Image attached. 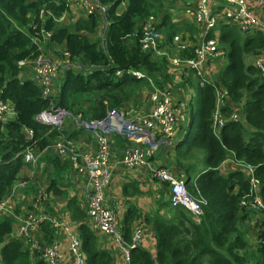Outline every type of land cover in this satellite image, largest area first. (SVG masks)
Returning <instances> with one entry per match:
<instances>
[{
    "label": "trees",
    "instance_id": "obj_1",
    "mask_svg": "<svg viewBox=\"0 0 264 264\" xmlns=\"http://www.w3.org/2000/svg\"><path fill=\"white\" fill-rule=\"evenodd\" d=\"M98 1L106 7L105 16L69 9L68 0H0V89L2 99L14 110L12 117L0 121V201L27 166L25 149L41 151L59 136L56 128L35 120L49 107V99L43 98L41 87L32 78L31 65L19 67L18 61H31L41 52L50 51L62 57V50L73 64L94 66L89 70L72 66L56 78L60 81L55 86V105L81 118L102 117L108 108L126 112L147 107L142 92L151 91L153 85L161 87L155 72L166 57L141 49L145 20L154 15L156 29L168 48H176V35L187 43L179 53L181 58L195 56L198 36L204 41L215 38L225 51V64L213 80L202 79L194 69H186L177 84L170 75L163 76L165 89L177 95L179 89L194 93L195 102L191 98L187 102L184 135L172 144L170 166L184 177L191 196L202 201L201 215L197 220L188 209L171 206L169 184L156 179L163 200L159 206L167 211L161 213L158 208L143 213L132 200L144 194L140 181H125L121 193L126 210L119 222L120 236L128 245L135 227L149 225L156 249L153 254L142 245L130 248L129 264H264V219L256 223L259 229L252 243L244 227L257 211L241 203L254 196L264 203V72L248 61L264 52V33L243 32L237 24L220 21L201 36L193 21L173 19L165 0ZM68 15H75L74 21L62 23ZM102 19H106L107 26L104 41L100 42V38L91 36ZM45 32L49 35L44 36ZM133 69L143 71L145 76L127 73ZM116 70L121 74L116 75ZM217 89L225 91L222 114L228 118L237 110L241 121L229 119L215 132L212 116ZM25 128L32 129V138L27 139ZM83 132L69 123L62 128V133L73 139ZM120 142L115 138L114 145ZM189 157L196 162L188 163ZM227 159L235 166L224 174L219 167ZM40 160L47 163L42 171L47 178L46 192L66 199L69 218L77 224L85 264H115L112 251L99 246L85 209L65 190L70 174L68 161L51 151ZM13 223L12 215L0 216V264H47L38 252L28 249L24 239L11 238ZM39 227L45 242L52 243L55 233L50 224L43 221Z\"/></svg>",
    "mask_w": 264,
    "mask_h": 264
},
{
    "label": "built area",
    "instance_id": "obj_2",
    "mask_svg": "<svg viewBox=\"0 0 264 264\" xmlns=\"http://www.w3.org/2000/svg\"><path fill=\"white\" fill-rule=\"evenodd\" d=\"M248 0H179L184 2L183 15L193 21L202 29L201 36L214 28L220 21L237 24L243 32L256 30L257 24L255 15L248 7ZM264 4V0H256ZM69 9L77 8L83 14L96 12L105 16L106 7L99 4L98 0H68ZM216 4V5H215ZM220 8V9H219ZM105 20V29L107 21ZM157 18L154 15L148 16L145 20L144 29L140 39L143 51L153 52L155 55L167 56L166 59L179 67L178 73L183 74L186 69H194L197 75L207 80L203 73V67L211 59L224 57L225 51L220 47L215 38L200 39L195 45V56L193 58H181L179 53L187 45L176 35L173 38L178 54L171 57L168 47L164 44L162 35L156 29ZM260 30V29H258ZM49 33L45 32L44 36ZM175 40V41H174ZM42 47V46H41ZM40 47V48H41ZM62 60L57 62L51 55L41 52L31 61L20 60L18 66L22 67L29 63L32 70V78L41 87L43 98L49 99V107L42 110L35 116V120L44 126L59 131V136L52 143L45 146L41 151L25 149L23 152L24 162L27 164L28 177H21L11 186L7 196L0 201V216L4 213L14 217L16 224L11 236L24 239L28 249L38 252L39 258L47 264H60V253L58 240L55 236L52 243H45L39 224L48 222L57 235L60 232L66 234L68 246L74 259V264H85V257L80 249V239L77 233L73 232L69 220L51 213L46 208L47 196L45 182L42 178V171L47 166L45 160H40L45 152L51 151L63 161L69 162V170H73L84 177L80 185L83 197L87 203L86 214L89 227L95 232H100L114 237L124 250L125 260L129 264V249L141 245L144 228L137 226L131 236V243L126 245L120 236L117 228L119 223L118 208L108 207L104 204L103 188L108 184L111 175L110 159L115 156L116 164L127 169H145L149 175L160 183H168L170 191L171 206H180L188 209L196 218L201 215L202 201L191 196L187 190L185 179L177 174L170 165L156 164L154 156L160 147H166L177 131V118L181 110L178 100L171 91L160 90L153 85V90L148 96V106L136 109L134 114L130 111L117 109H106L105 114L99 118H81L72 114L69 110L55 105L53 97L57 94L55 80L58 73H63L69 67H81L74 65L64 51ZM253 65L264 72V52L255 56ZM94 66H88V69ZM121 70L115 74L120 75ZM127 73L136 77L145 76L140 70H127ZM225 91H216V109L213 112V128L218 131L225 121H241L239 112H230L228 118L222 114L221 107L225 103ZM181 107V105H180ZM14 115L13 105L2 99L0 89V121ZM71 123L75 129H81L89 133L90 140L87 144L68 138L62 133V128ZM27 139L34 136L32 129H24ZM120 138L123 143L113 147V139ZM92 144V146H91ZM36 178V180H34ZM38 179V180H37ZM253 182V181H252ZM30 184H36V191H25ZM254 185V184H253ZM27 194V195H26ZM28 196V201L26 198ZM20 197L26 202L25 215H18L14 200ZM243 205H250L257 211L264 213V203L258 197L243 199ZM20 209V208H19ZM40 232L43 242H37L35 233Z\"/></svg>",
    "mask_w": 264,
    "mask_h": 264
},
{
    "label": "crops",
    "instance_id": "obj_3",
    "mask_svg": "<svg viewBox=\"0 0 264 264\" xmlns=\"http://www.w3.org/2000/svg\"><path fill=\"white\" fill-rule=\"evenodd\" d=\"M189 1H192V0H189ZM165 2H166V6H171L172 8L173 4L179 3V0H165ZM247 2H248V7L250 11L256 17V21H257V24L255 25L256 30L260 29L264 33V4L259 3L256 0H248ZM70 9L77 10V8L75 7L70 8ZM198 28H199L200 34H202L203 33L202 29L200 27ZM198 37H199L198 41H200L201 38L200 36ZM253 59H254L253 57L251 58L249 57L248 61L252 62ZM224 64H225L224 57L219 58V59L209 60L203 67V73L205 77L208 78L209 80L210 79L213 80L218 75L219 68ZM191 92H192L191 89H187V90L179 89L178 95H177L171 91L174 97L178 100L179 102L178 106L181 109L178 113V118H177V124H178L177 131L174 137L171 139V141L168 142L166 147H160L158 149L157 154L154 156V162L156 164L170 165L171 162L173 161L174 151L172 150V144H174L175 141L182 138L184 135L185 124H186L185 122L187 121V118H188L187 102L191 98ZM143 106L145 107V105ZM115 138H117L119 142L121 141L120 143H123V141L120 138L118 137H115ZM115 138L113 139V147L119 146V145H114ZM76 140L80 141L79 142L80 145L84 142L85 144H87L90 140L89 133L84 131L83 133L79 135V137ZM229 161L230 159L229 160L227 159L225 162H223V164L219 167L220 172L225 174L230 169L234 168L235 164ZM115 162L116 160L114 156L110 159V165H111L112 171H111L109 182L106 185L107 188L104 187L106 190L103 188L104 204L106 206L108 207L116 206L118 208V214L122 216L126 210V203H125V197H123L121 193V186L128 179L135 178L136 180L140 181L141 189L144 192V194L140 195L137 198H133L132 200L137 202L142 212L150 213V212L156 211L158 208L160 209L161 213L167 211L166 207L163 208L159 206V204H161L163 201L162 198L159 196L161 185L159 183H156L146 170L136 171L133 169H127L122 166H118ZM27 172H28L27 168L23 167L19 174L20 177H23V178L28 177L26 175ZM68 177H69V179H67L68 186L65 188V190L67 191L69 197H76V199L80 202L83 209H85L86 211L87 203L80 189V185L83 182L84 177H82L81 175H78L74 170L70 172ZM34 180H36V178ZM44 187L46 189L47 183H45ZM37 188L38 187L35 186L34 184H30L28 189L25 191H29V190L36 191ZM48 194L49 195L47 196V201H46L47 210H49L51 213H53L56 216L63 217L69 220L70 223L72 224L73 232L77 233V224L71 221V219L69 218L68 212L66 211V199L63 197L62 198L56 197L52 191H48ZM26 200L27 201L29 200L28 196ZM14 204L16 208H20L21 210H23L22 209L24 208L23 199H21L20 197L16 198L14 200ZM61 209H63V211H61ZM259 216H261L262 219H264V215H262V212L256 213L254 215V218L256 219ZM142 227L144 228L145 233H144L141 245L149 249L154 254L156 252L154 234L149 225H144ZM15 228H16V224L13 223L12 230L14 231ZM118 231L120 232L119 226H118ZM97 235L99 238V246L112 251L114 255L115 264H127V261L125 260L124 250L114 237H112L111 235L100 233V232H97ZM55 236H57L58 249L61 255L60 264H74V259H73V256L68 246V238L66 237V234L63 232H60L57 235L55 234ZM11 238L14 239L13 236H11ZM34 238L39 243L43 242V239L39 231L35 233Z\"/></svg>",
    "mask_w": 264,
    "mask_h": 264
},
{
    "label": "rangeland",
    "instance_id": "obj_4",
    "mask_svg": "<svg viewBox=\"0 0 264 264\" xmlns=\"http://www.w3.org/2000/svg\"><path fill=\"white\" fill-rule=\"evenodd\" d=\"M169 7H170V12H171V15H172L173 19L184 18V16H183L184 2L175 3V4H173V7L172 8H171V6H169ZM72 14H74V13H72ZM74 17H75V15L74 16H69L68 15V16L63 17L61 19V21H62V23L67 24L68 22L74 21ZM104 33H105V22L102 19V21L100 22V24H99L96 32L94 34H92L91 38H93V39L94 38H100V42H102V41H104ZM56 50L58 51V49H56ZM167 51H168V53H170L171 57H174V56H176L178 54V52L175 49V47H169ZM48 53H50L48 55H51L57 62H59L60 60H62V57L60 55H58V53H54L52 51H50ZM157 56H160V55H157ZM166 57H165V61L161 65V69L155 72L156 78L159 81V83H160V80H161V83L159 85L161 87L160 88L158 87L160 90H165V87H166V85L164 84V77H163L165 74L170 75V79H171V81L174 84H177L179 82V80L182 79L181 77H183L182 74L178 73V71L180 70V68L177 67V66H175L172 62H169L166 59ZM77 64L78 63H74V65H77ZM82 68L84 70H89L88 69V66H82ZM77 69H79V67H77ZM59 81H60L59 79H56L55 80V86L56 85L59 86ZM155 87H157V86H155ZM151 91H144V92H142V98L144 99L145 102H147L149 93ZM193 94L194 93L191 92L192 103L195 102V98H193L194 97ZM141 108H142V110H145L144 106L141 107ZM135 110L136 109L131 110L130 115L134 114V111ZM69 124H71V123H69ZM197 156L199 157L200 154H198ZM186 160L188 161V163H194V162H196V159L193 158V157H189ZM41 179H43L45 183L47 182V178H45L43 176V174H42V178ZM105 188H107V186H105ZM30 191H34V190H30ZM26 201L24 200V202H23V205H24L25 208H26V204L28 203ZM16 211H17L18 215H25V212H24L25 210H21L19 208H16ZM61 211H63V209H61ZM262 215H264V214L262 213ZM120 218H121V215H119V220H120ZM262 221H263L262 217L259 216L256 219L253 218L251 220H248V222L245 224V227L244 228L246 230V234L250 238V240H251L252 243H255V241H256L255 239L257 237V230L259 229V227L256 226V223H260ZM118 226H119V223H117V228H118Z\"/></svg>",
    "mask_w": 264,
    "mask_h": 264
}]
</instances>
